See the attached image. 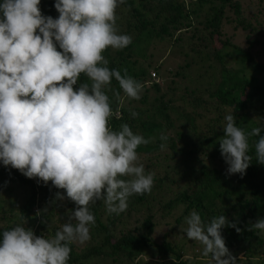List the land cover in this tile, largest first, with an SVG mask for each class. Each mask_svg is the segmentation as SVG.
<instances>
[{"label": "trees", "instance_id": "trees-1", "mask_svg": "<svg viewBox=\"0 0 264 264\" xmlns=\"http://www.w3.org/2000/svg\"><path fill=\"white\" fill-rule=\"evenodd\" d=\"M54 4L41 0V13L58 18ZM263 4L258 0V10L248 13L242 0H125L117 7L119 33L131 36L132 42L121 50L109 48L104 56L110 69L122 75L126 69L143 89L140 99L133 100L112 80L110 87L123 99L117 101L108 92L113 109L120 111L110 125L119 129L127 123L134 133L151 138L137 153L145 173L155 174L154 183L151 192L129 197L126 211L118 215L109 214L103 200L90 204L95 216L91 238L70 245L68 264L210 262L202 255L203 246L186 236L185 217L192 211L204 223L225 216L220 231L236 264H264V232L249 230L264 219V164L256 161L254 149L259 137L249 140L253 159L243 175L228 172L219 148L228 114L246 132L261 127L264 136V24L259 21ZM227 29H239L243 43H236L234 34L226 35ZM81 81L87 78L81 76ZM133 112L138 115L133 117ZM6 181L25 191L17 218L24 217V227L38 237L54 236L76 207L67 198L56 199L57 192L66 194L51 181L29 179L0 162V194ZM13 217L0 227V238L14 227L9 223ZM168 226L169 231L162 230ZM177 227L182 229L178 232ZM157 228L163 231L159 241L153 239Z\"/></svg>", "mask_w": 264, "mask_h": 264}, {"label": "clouds", "instance_id": "clouds-1", "mask_svg": "<svg viewBox=\"0 0 264 264\" xmlns=\"http://www.w3.org/2000/svg\"><path fill=\"white\" fill-rule=\"evenodd\" d=\"M40 2H0V162L29 179L51 181L66 194L57 192L56 199L67 198L76 207L50 238L24 227V217L4 230L0 264H68L70 245L91 238L90 204L103 200L107 212L118 215L126 211L129 197L151 192L154 183L155 174L145 173L137 153L151 138L134 133L127 123L119 129L110 125L120 111L113 109L108 92L123 99L110 87L112 80L133 100L143 89L126 69L123 75L110 69L104 56L107 49L121 50L132 42L116 23V9L125 0H55V19L41 13ZM224 119L219 148L228 172L243 175L249 167L251 137H259L255 159L264 164L262 128L246 132L233 114ZM185 223L187 238L203 246L210 264H236L220 231L227 223L224 215L204 223L192 211ZM249 230L264 232V219Z\"/></svg>", "mask_w": 264, "mask_h": 264}, {"label": "rangeland", "instance_id": "rangeland-1", "mask_svg": "<svg viewBox=\"0 0 264 264\" xmlns=\"http://www.w3.org/2000/svg\"><path fill=\"white\" fill-rule=\"evenodd\" d=\"M252 2H254V4H253L254 7L249 6V3H252ZM242 3H243V6L245 7L246 13L258 10V6H257L258 0H242ZM259 18H260L259 21H262V23L264 24V16L260 15ZM230 34L235 35V42L236 43H238V44L243 43L242 33L239 29H237L236 32H233V30L227 29L226 35H230ZM259 39H262V34L259 35ZM257 49L261 50V46H259ZM261 54H262V50H261ZM261 59H264V53L262 54ZM231 61H232L231 64L233 66H236V67L238 66V63L234 62V59H232ZM248 70H250V68L247 69V71ZM157 76H158V74H156L155 77L157 78ZM157 81H160V79ZM5 184L6 185H3V186H5V187L9 186L10 188L12 187V190L8 191V190H5V187H3L1 194H0V227L5 225L7 223L8 218L12 215H14L13 220L11 219L9 221V223H11V224L14 223V226L18 223H21V220H19V218H17V216H19V209H18L17 205L22 202V198L24 197V193H25L23 188H16V186H15L16 183H14V182L6 181ZM12 201H17V202H15V204H14V203H12ZM131 217H135V216L132 214ZM15 218H17L16 221H14ZM37 224L38 223L36 222L35 227H37ZM171 226H168L165 229L162 228V230L163 231H165V230L169 231V228ZM177 228H178V232L182 229L179 227H177ZM163 231H161L160 228H157V230L153 234V239L155 241H159L161 239ZM189 257H191V256H189ZM145 259H147V256H145ZM200 261L201 262L197 263V264H210V262H208L206 259H203V258ZM109 263H111L109 260H106L104 262V264H109ZM91 264H100V261L95 260V262H92Z\"/></svg>", "mask_w": 264, "mask_h": 264}, {"label": "built area", "instance_id": "built-area-1", "mask_svg": "<svg viewBox=\"0 0 264 264\" xmlns=\"http://www.w3.org/2000/svg\"><path fill=\"white\" fill-rule=\"evenodd\" d=\"M153 74V73H152Z\"/></svg>", "mask_w": 264, "mask_h": 264}]
</instances>
